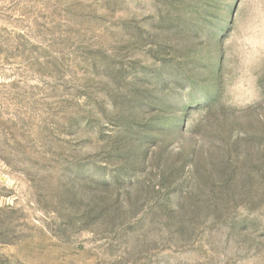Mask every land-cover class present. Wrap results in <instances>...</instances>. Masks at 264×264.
Masks as SVG:
<instances>
[{"label":"rangeland","instance_id":"rangeland-1","mask_svg":"<svg viewBox=\"0 0 264 264\" xmlns=\"http://www.w3.org/2000/svg\"><path fill=\"white\" fill-rule=\"evenodd\" d=\"M0 264H264V0H0Z\"/></svg>","mask_w":264,"mask_h":264}]
</instances>
